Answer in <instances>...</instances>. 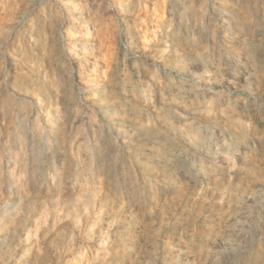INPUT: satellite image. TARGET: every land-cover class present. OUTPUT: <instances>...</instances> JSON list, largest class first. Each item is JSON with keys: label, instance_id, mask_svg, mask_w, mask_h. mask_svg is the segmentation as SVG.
I'll return each instance as SVG.
<instances>
[{"label": "clouds", "instance_id": "obj_1", "mask_svg": "<svg viewBox=\"0 0 264 264\" xmlns=\"http://www.w3.org/2000/svg\"><path fill=\"white\" fill-rule=\"evenodd\" d=\"M0 264H264V0H0Z\"/></svg>", "mask_w": 264, "mask_h": 264}]
</instances>
